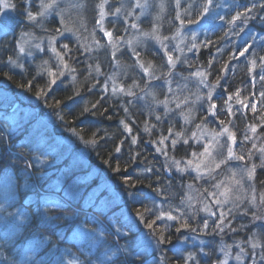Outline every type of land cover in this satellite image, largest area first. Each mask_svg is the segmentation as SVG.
Listing matches in <instances>:
<instances>
[{
  "label": "rangeland",
  "instance_id": "obj_1",
  "mask_svg": "<svg viewBox=\"0 0 264 264\" xmlns=\"http://www.w3.org/2000/svg\"><path fill=\"white\" fill-rule=\"evenodd\" d=\"M70 1L68 0V2ZM153 1L139 0V3L145 6L136 7L137 0H108L104 9L108 14L103 23L104 27L113 33L115 47L108 45L107 41L109 38L104 36L97 23L100 12L97 5L103 3L104 0H83L86 3V8L66 10L65 23L77 31V36L66 32L64 36L57 38L55 47L63 51L62 44L69 45L71 52L64 56V61L69 68L75 69V71L69 72L65 70L64 75L58 77L57 83L53 87L70 85V88L75 89L73 94L78 97L81 91L80 86L94 83L96 87L99 85L98 89L102 99L112 102L114 99L118 98L120 100L123 98L122 100L125 104L122 107V111L125 113V119L130 118V107L136 105L145 114V122L149 121L150 127L147 132L155 131L157 135H160L164 130H167L168 137L170 136L169 130H171V135L173 136L169 140L170 145L166 149L160 144L157 145L159 152L162 153L163 160L167 165L169 162L172 167L169 171L171 172L170 176L181 178L186 174L191 175L192 177L190 176V178H193L195 183L203 182V186L201 188H191L189 185H184L183 193H175L169 184L167 191L171 197L166 196L163 193V189L153 192L152 189L145 187L144 190L149 199L145 197L144 202H149L150 206L148 208L156 212H171L173 215L181 217V219L176 221L167 219L158 221L160 226L173 223H179L181 226L184 218L188 219L189 223L195 220L193 224H189L190 229L187 234H183L184 236L180 243L182 248L179 253L176 252L178 256L183 257V260H185L184 264H198L199 259H210L211 264H219V261L225 259L226 252L230 253L228 264H239L234 257L240 252V248L246 249L252 256L251 259L245 258L243 264H253L254 260L259 262V255L256 253L260 250L257 249L253 252L248 243L249 240L254 239L252 233L256 231L258 226L254 225L251 227L253 230L246 241L230 243L235 236L234 233L231 234V231H228L230 230L228 228L230 223H225L232 215L245 216L254 221L252 213L255 212L257 214L260 211L259 208L249 207V201L253 194L256 195L257 203H259V196L254 183L255 179L254 181H249L245 178L243 189L240 186L231 185L226 180V177L231 176L229 169L237 172V179L240 178V170L246 166L251 167V164L255 163L257 170L260 164L255 162L256 160L254 161V154L251 155L250 159L245 158L244 161H230L227 166L222 165L211 176L204 175L200 178H197L198 174L196 171H178L177 165L174 163L179 161L178 167L184 168L188 160H193V165H195L198 160L193 159L191 154L193 152H202L204 143L209 142L215 146L216 151H223L226 155V148L231 143L226 136L219 137L220 145L225 146L221 149L219 145L215 144V141L211 140L213 135L219 133L223 127L227 126L218 124L219 128H213L207 120H203L206 119L205 116L200 118V122L193 121L194 112L197 113V107H200L201 111L206 108L210 112L212 111L209 106L215 96V89H211L212 87L209 85L204 72H197L203 75H197V73L190 75L183 68L184 57L193 53L197 35L203 23L200 21L194 24H185V22L181 24V20L183 17L189 16L191 12H195L194 3H197L198 7L202 6V0H179V7H177V0H156L155 5ZM15 3L17 5L15 9L4 10L0 7V12L7 11L9 17L15 21L19 17V21H22L23 11H20L18 6L24 9L27 6V0H19V2L15 0ZM64 3L63 0H59L62 10L65 9V6L64 8L62 6ZM39 6L40 0H32L30 9L31 11L34 9L35 11L33 12L36 13L40 10ZM116 8L120 9L119 14H114ZM177 16H179V19H177ZM143 20H146L147 27L142 24ZM115 22L119 24L118 36L112 31L113 29L109 28V23ZM81 23H83V27H81ZM133 25L136 27H133ZM22 26L25 31L34 33L35 39H32L29 45L25 46L26 49L31 50L32 55H28L26 52L17 57V54L13 51L12 44L10 55L0 53L2 66L4 64L5 67L18 73L26 71L27 66L37 67L43 73L40 75L47 82L49 79L47 70H58L57 60L47 45L49 39L56 35L55 29L61 27L59 17L53 14L44 19V30L41 27L30 28ZM38 31L41 32L37 33ZM145 33H148V35H144ZM2 34L0 33V44L2 42ZM97 40L100 42L101 47H98L95 43ZM41 41H43L45 48L44 52H39L32 47ZM134 52L138 53V56L134 55ZM150 53L159 58L160 65L157 67L151 63L153 67L150 69V72H154L156 76L160 77L159 79H150L149 74L139 67L140 63H143L145 67L148 66L150 61L145 62V58ZM141 54L144 55V58H142ZM10 56L16 59L18 64L23 65V68L13 67L8 64L7 61ZM169 56L172 57V64L167 63ZM44 61H48V63L44 64ZM97 65L99 66V71L96 70ZM169 72L171 73L170 75ZM1 75L2 73H0ZM73 76H75V81L72 79ZM1 82L3 84L0 83V95L4 99L6 97L10 104L6 105V107L11 106L16 111L15 113H8L6 116L8 121H11L15 127H24L32 119H36L39 126L43 127V135L36 137L37 140L34 141L33 145L35 162L41 168L39 173L41 180L38 179V181L47 182V188L61 192L65 198H60L58 193L49 191L42 193L40 195L41 199H37L30 190L35 183L37 184V180L34 182L31 180L32 173L25 157L15 152L17 156L23 157L25 166H17L20 163L19 159L13 161L11 169H4L0 174V262L5 264H112L118 257V253L114 251L107 238L106 231L109 232L113 224L115 229H117L113 219L115 218L114 214L118 216V211L113 213L112 209L120 205V212L123 214L120 217L124 216V220L131 231L138 234L136 237L138 243L135 246L137 251L128 255L132 257L141 255L148 258L145 264H166L161 251H159L158 244L154 241L156 236L153 234L152 237L148 234L151 230L146 228L144 222L140 221L136 215L137 211H141L137 207L139 205H134L136 209L132 208V213L137 219L131 215L128 207L122 205L129 198L131 200L134 199L136 202L137 192L128 188L131 194H123V183L120 181L115 183L107 178L105 171L91 167L88 150L83 148V146H76L79 142L84 143L83 140L79 139L73 130L67 131L69 136L62 134L65 130L58 127V123L61 120L58 119L56 114L59 112L61 115V112L60 109L55 110L53 107H49V105H52L50 98L45 101L44 99H38L34 91L33 94H26L19 88L14 89L12 87L9 90L4 87L7 86L4 80ZM104 85H108L107 92L104 90ZM205 85L208 86L206 87ZM44 87L45 85L36 88ZM53 87L52 91L49 92V96L54 92L55 88ZM114 87L117 89L115 94L112 91ZM121 87L124 88V92L119 91ZM169 87L171 91H169ZM129 90L135 95H126ZM209 92H211L212 96L210 101L207 99ZM198 96L201 99L197 100ZM186 99L188 103L185 104L184 101ZM86 100H81L78 103L81 109L88 105V100ZM165 100L168 102L169 109L166 115L164 105L158 103ZM238 101L241 100L237 98L231 103V110L247 108L246 104ZM178 103L181 105L180 108L176 107ZM45 106L46 109H44ZM3 112L4 110L0 113L1 116L4 115ZM202 114H204V111ZM158 115L161 117L160 120L156 119ZM185 117L188 118V123L185 122ZM61 123H64V121ZM126 124L128 126V123L124 122L122 131H126L129 136V131L125 128ZM197 125H199V128ZM14 129L16 130V128ZM176 133L190 135L197 146V149L185 159L170 156L169 152L173 148L172 140L175 139L177 141L176 145L182 140V135L177 137ZM193 133H195V137H193ZM158 139L161 141L163 138L159 136ZM197 140L201 142L197 143ZM166 141L168 140L164 139V145H166ZM235 141L234 151L236 152L238 146L237 138H235ZM2 154L5 155L4 153ZM2 154H0V158ZM213 154L215 155V152ZM219 158L217 156V159ZM198 159L206 161L207 158L199 157ZM140 173L136 172L137 175ZM115 179L118 180V178ZM221 180H225V183L232 187V200L224 205V211L227 216L224 219V223L220 225L223 228L222 232L215 228V225L220 224L219 206L215 205L213 198L208 196V192L214 191L212 185ZM180 185L182 184H178V187ZM253 187L255 193H253ZM125 188H127L126 185ZM178 196L181 197V200L176 198ZM236 196L241 197L240 201H236L240 204L238 209L233 208L232 204ZM67 200L79 202L82 207L83 205L88 207L83 208L80 212H68L66 208ZM206 203L210 205L212 211L217 212L216 216H211L208 212L202 210ZM89 207H94L104 212L112 223L99 219L100 217L95 213H89ZM129 207L131 208V205ZM229 208H233L231 213H228ZM246 208L248 209L247 215L243 214V210ZM36 214L39 222L35 221L33 223ZM201 215L200 227L202 233L209 234L212 239H208L207 236L196 235L195 233L198 228L196 221ZM93 219L97 223L95 227L93 226L94 228L89 226L90 220ZM205 222L208 224L207 229L204 228ZM182 229L185 231L184 227ZM215 231H218L217 234H220V236L226 234L227 238L229 237L228 241H222L220 238L216 239L214 237ZM124 236L126 237V234ZM255 238H259L261 242H264L261 237L257 236ZM2 254H5V257H2ZM189 255L193 257L192 260L188 259Z\"/></svg>",
  "mask_w": 264,
  "mask_h": 264
},
{
  "label": "trees",
  "instance_id": "obj_2",
  "mask_svg": "<svg viewBox=\"0 0 264 264\" xmlns=\"http://www.w3.org/2000/svg\"><path fill=\"white\" fill-rule=\"evenodd\" d=\"M152 1V0H151ZM156 0L153 1L155 5ZM191 1V0H190ZM203 5L198 7L197 3H194L195 12L190 13L189 16L183 17L182 20L185 24H194L202 21L203 26L198 33V37L195 43V49L192 54L186 55L184 57V71L194 74L197 72H204L211 89H215V96L213 97L212 104L216 105L214 111L216 116H213L208 108L200 110V107L196 109L197 113L194 112L193 121H199L200 118L205 116L206 119L213 128H219L218 124L220 121H224L223 126H227L232 132L235 133V138H237L238 146L236 149L237 154L244 155L245 158H249V153L254 154V161L261 165L262 154L259 149L264 147V97L260 94L264 92V80L260 77L264 76V60L260 57H264V0H212L211 4H208V0H202ZM207 7L208 11L205 13L203 9ZM251 9V11H248ZM68 10V9H67ZM73 10V9H72ZM243 13L240 19L235 21V24L229 23L237 13ZM191 21V22H190ZM166 22V21H165ZM142 24L147 27L146 20L142 21ZM109 28L113 29L115 35H119V24L109 23ZM148 30V29H146ZM145 30V31H146ZM19 31H15L12 34H2V40L5 39L3 45L0 46L1 51L6 50V54L10 55V47L7 42H14L17 39ZM16 35V36H15ZM162 35V32H161ZM10 38V39H7ZM210 42V43H206ZM8 43V44H9ZM251 45L249 52L244 56L239 55L240 51L244 47ZM142 58L144 55L141 54ZM145 62L150 61V63L155 66H159V58L150 53L145 58ZM157 61V62H154ZM255 61V63H253ZM0 76L3 78L7 86L6 89L11 90L19 88L23 90L26 94H33V91H28L27 88H21L20 85L24 84L26 81L33 83L34 88L42 87L46 84V81L40 77V74H35L31 72L30 69L18 73L12 69L2 66L0 61ZM5 73L7 75H5ZM11 77V79H9ZM1 80V81H3ZM3 84V82H1ZM92 82V81H91ZM4 83V84H5ZM2 86V85H1ZM99 85L96 87L94 83H88L85 86H80L81 91L78 97L73 94V89L70 87L62 91H54L49 98L51 99V104L55 105L58 101L60 104L61 115L64 116L65 123H58L60 129L63 128L65 132L62 134L68 135L67 131L75 130L82 136L85 140H90L95 134L98 139L96 145L85 144L82 142L77 143L76 146H83L88 150V155L91 161V167L95 169H100L107 173V178L113 180L115 183L120 181L123 183L124 189L123 194H129L131 188L136 193V203L131 204V209L134 205L137 206L141 211L144 207H149V202H144V198H148L147 193H144L145 187L152 189L153 192L156 190L163 189V193L171 197L167 191V186L170 184L172 186V191L175 193H183L184 185H189L191 188H201L202 183H195L193 178L189 175L184 177H171L170 169L172 168L168 162L163 160L162 153L159 152L157 147L161 144L159 141V136L161 138L167 137V130H164L160 135L154 132H147L145 130V114L140 111L138 106L130 107V118L125 119V113L122 111L125 102L121 98L120 100L114 99L112 102L107 99H102L99 92ZM13 89V90H14ZM239 92V96L236 93ZM231 96L229 100L228 97ZM242 101V103L247 105V108L243 110H231V103L235 100ZM88 100L87 108H90V112H84L78 105L81 100ZM86 100V101H87ZM228 100V101H227ZM12 104V103H11ZM96 104L95 108L92 105ZM8 103L7 98L0 95V113L4 110V115H0V174L4 169H11L13 167V161L19 160L20 163L17 165L25 166L23 164V157L27 160L28 166L32 173L31 180L34 182L37 180L32 188H30L31 193L37 198L41 199V194L44 192H55L61 194L64 198L65 196L53 189L47 188V182L38 181L41 180L39 176L41 168L35 162L33 145L34 141L37 140L36 137H41L43 135V127L39 126L36 119H32L29 123H26L24 127H15L12 122L10 123L7 119L8 113H15L16 111L12 109ZM253 105L255 106V112L252 111ZM46 109V106L44 107ZM53 109H57L54 108ZM204 111V114L202 112ZM41 113V111H40ZM39 113V115H40ZM196 113V114H195ZM202 114V116H200ZM42 115V113H41ZM40 115V116H41ZM43 116V115H42ZM124 122L128 123V126L132 128V134L126 136L122 131L124 128ZM167 123V122H165ZM256 127V132L251 131V127ZM16 128V130L14 129ZM58 128V129H59ZM14 129V130H13ZM173 135L167 137L166 141L167 147L170 145L169 140ZM245 136L248 139H245ZM136 138V143H131V139ZM182 140L172 148L169 153L173 158L185 159L190 153L197 149L193 138L190 135L181 136ZM185 139L187 143H184ZM121 142H123L121 144ZM132 144V146H131ZM255 145V147L253 146ZM120 146L121 151L117 153L115 151L116 147ZM165 148V147H164ZM22 154V158L17 156L16 153ZM260 158V159H258ZM119 165L120 171H115L116 166ZM151 169V171H147ZM136 172H141L137 175ZM109 173V174H108ZM176 175L175 173H173ZM192 177V176H191ZM115 178H118L116 180ZM127 181V183L125 182ZM190 181V182H189ZM182 184L178 187V184ZM255 186L258 196L264 192V167L259 166L255 171ZM197 187H195L196 185ZM125 185L127 188H125ZM130 185H134L130 187ZM181 200V197H176ZM68 203L66 208L68 212L70 211H82L83 208L88 206L83 205L78 202H72L67 200ZM131 201V198H129ZM259 201V198H258ZM131 202H135L133 199ZM143 202V205L142 203ZM136 209V206L134 207ZM260 211L257 215L264 214V206L259 208ZM89 213H95L105 222L111 223L106 214L94 207H89ZM118 211V216L114 214L115 225L117 229L111 225L112 231L107 232L106 235L110 241L114 251L118 253V257L112 264H143L144 259L132 258L128 254H132L137 250L135 247L137 242L135 241V234L131 231L129 225L123 220V216L120 217L119 205L112 209L115 213ZM84 212V211H83ZM77 213V212H76ZM81 215V214H80ZM93 216V214H92ZM200 218L197 219V230L196 234L201 236H206L202 233L200 229ZM188 221V219L184 218ZM33 223L39 222L38 215L36 214ZM101 220V221H102ZM103 222V221H102ZM195 222L189 221L188 224H193ZM182 223V222H181ZM230 223V226L226 230L234 233V241H246L249 238V234L253 230L254 225L256 231L252 233L255 237H261L264 241V221L261 220H250L245 216H230L226 222ZM97 225L96 221L90 220L89 226L94 228ZM159 230L164 231L166 237L171 241V243H159L161 248L162 257L166 261V264H184L185 260L174 254V247L181 238V234L186 232L189 228H185L183 231L179 223L174 227L165 226L162 227L157 222ZM36 226V224H35ZM94 226V227H93ZM177 227H181V231H176ZM129 233L131 236L125 237V233ZM239 232V233H236ZM181 233V234H180ZM255 234V235H254ZM252 236V237H253ZM220 238V237H219ZM221 239V238H220ZM5 257V254H2ZM4 261L10 260L3 259ZM211 264L210 259H199L198 264ZM0 264H5L1 263Z\"/></svg>",
  "mask_w": 264,
  "mask_h": 264
},
{
  "label": "snow or ice",
  "instance_id": "obj_3",
  "mask_svg": "<svg viewBox=\"0 0 264 264\" xmlns=\"http://www.w3.org/2000/svg\"><path fill=\"white\" fill-rule=\"evenodd\" d=\"M108 0H104L103 3L97 5V7L100 9L99 12V20L97 21L100 30L104 33V36L108 37V45H111L112 47H115V42H114V38H113V33L111 31H108L105 27H104V19L106 17V15L108 14L104 9H105V5L107 4ZM212 2V0H208V4L210 5ZM32 3V0H27V6H25L24 10H23V20L22 21H15L14 19H12L11 17H9L7 15V11L5 12H0V33H4V34H12L16 31V28L19 27L20 25H24L26 27H30V28H35V27H41L42 30L43 29V20L47 19L49 16L56 14L59 17V23H60V28L55 29V33L56 35L51 37L49 39L48 42V49L54 54L56 60H57V71H52L51 69L47 70V75L49 77L48 81L46 82V86L44 88H35L34 89V85L32 82L30 81H26L24 84H21L20 87L23 88H27L28 91H34L35 96L38 99H44L45 101L49 98V92L52 91V87L54 85H56L57 83V79L58 77H62L64 75V71L67 70L69 72H74L75 69H71L69 68L68 64L64 61V56L68 55L71 52V49L69 48L68 44H62V49L58 50L55 47V42L57 40L58 37L64 36L65 33H71L73 36H77V31L74 30L72 27H69L66 23H65V11L62 10L60 8V4H59V0H40V10L36 13H34L33 11H31L30 9V5ZM145 5H142L139 3V0H137V4L136 7H144ZM0 7H2L4 10H8V9H15L17 7L15 0H0ZM73 7L77 8V9H83L86 8V3L83 2V0H75ZM177 7H179V0H177ZM261 7H264V5H261ZM203 11L206 13L208 11V8L205 7L203 9ZM248 11H251V9H248ZM120 9L116 8L114 10V14H119ZM244 15L243 13H237L235 17L232 18L231 21H229V23L235 24V21L240 19L241 16ZM177 19H179V16H177ZM191 22V21H190ZM184 21L181 20V24H183ZM83 23H81V27H83ZM133 27H136L135 25H133ZM144 35H148V33H145ZM32 39H35L34 33H31L29 31H25L23 29V27L20 28L19 34H18V38L14 40L13 42V51L17 54V57L20 54H25L27 52L28 55H32L31 50L26 49V45H29L30 41ZM77 39H79L77 37ZM95 43L97 44L98 47H101L100 42L97 40L95 41ZM131 43V42H129ZM206 43H210V42H206ZM195 46V45H194ZM32 47H34L37 51L39 52H44L45 48L43 46V41L36 43L35 45H33ZM251 47V45L244 47L242 51H240L239 55L244 56L246 53L249 52V48ZM86 50H90V49H86ZM134 55L138 56V53H133ZM261 60H264V57H260ZM8 64L12 65L13 67H17V68H23V65L18 64L16 59H13L11 56L8 57ZM48 61H44V64H47ZM167 63L172 64V57L169 56L168 57V61ZM253 63H255V61H253ZM139 67L145 72L148 73L150 76V79H159L160 77L156 76L154 72H150V69H152V65L151 63L148 64L147 67H145V65L143 63L139 64ZM96 70L99 71V66H96ZM171 73L169 72V75ZM5 75H7L5 73ZM197 75H203L202 73H197ZM9 79H11V77H9ZM72 79L75 81V76L72 77ZM261 80H264V76L260 77ZM203 82V81H202ZM138 86V85H137ZM206 87L208 85H205ZM104 90L105 92L108 91V85H104ZM113 94L116 93L117 89L114 87L112 89ZM120 92H124V88H120L119 89ZM169 91H171V88L169 87ZM78 94V93H77ZM126 95L129 96H133L135 95V93H133L132 91H128L126 93ZM262 97H264V92H262L260 94ZM236 96H239V92L236 93ZM201 99V97H197V100ZM207 99L210 101L212 99L211 96V92H209ZM228 99H231V96L228 97ZM240 103H242V101H238ZM158 103H161L164 105L165 107V115L167 114V112L169 111L168 109V102L165 101H159ZM184 103H188L187 99L184 101ZM49 107H54V108H59L60 104L57 101L55 103V105H49ZM96 104L92 105V108H95ZM177 108H180L181 105L178 103L176 105ZM210 109L211 114L213 116H216V112L214 111V109L216 108L215 104H210ZM255 106L253 105L252 111L255 112ZM91 109L85 107L84 108V112H90ZM229 112H231V109H229ZM58 119H60L61 121L64 120V116L60 115L59 112L56 113ZM183 115V113H181ZM157 120H160L161 117L158 115L156 116ZM185 122L188 123L189 120L187 117H185ZM225 122L224 121H220V124L223 125ZM262 127H264V125H261ZM197 127L199 128V125H197ZM125 128L127 131L131 132V128L127 126V124L125 125ZM146 131H149V129H145ZM256 127L252 126L251 127V131L253 133L256 132ZM74 134L78 136L79 139L83 140V142L85 144H91V145H96L98 143V139L96 138L95 134H93V138L90 140H85L82 136L79 135L78 132H76L75 130ZM169 134L171 135V130H169ZM177 137H180L182 135V133H176L175 134ZM227 137L228 141H230L231 143L228 144L227 148H226V155L224 154L223 151H216V148L214 145L211 144V142L209 143H204L203 145V151L200 153H196L193 152L191 155L193 157V159H197L198 162L193 165V160H188L185 164L184 168H179V161H175L174 163L177 165V170L178 171H188V170H192V171H196L197 172V178H200L204 175H209L211 176L214 172H216L217 169H220L221 166H227L229 164L230 161L233 160H238V161H244L245 157L244 155H240L237 154L234 151V145L236 143L235 141V133L231 132L230 129L228 127H223L221 129V131L219 133H216L215 135H213L211 137L212 141H215L216 145H219V147L221 149H223L225 146L224 145H220L219 142V137ZM193 137H195V133H193ZM164 139H167V137H165ZM164 139H162L160 141L161 144L164 143ZM245 139H248L247 136H245ZM137 140L136 138H133L131 143H136ZM187 139L184 140V143H187ZM197 143H200V140L196 141ZM123 142H121L122 144ZM177 141L174 139L172 140V147L175 148ZM255 147V145H253ZM165 149L167 148V145L164 146ZM115 151L117 153H119L121 151V147L117 146ZM259 151L264 154V147L260 148ZM215 152V155L213 154ZM217 156H219L220 158L217 159ZM199 157H206V161H200L198 158ZM251 158V154L249 153V159ZM31 165H29L30 167ZM261 167H264V155H262V161H261ZM257 165L255 163L251 164V167H245L243 169H241V175L240 178L237 179V172L233 171L232 169H229V171L231 172V176L230 177H226V180H228L230 182L231 185H237L240 186L241 189H243V181L245 178H247L249 181H254L255 179V170H256ZM115 171H120L119 165L116 166ZM147 171H151V169H147ZM127 183V181H125ZM134 185H130V187H133ZM214 191L208 192L207 189H205L206 192H208V196L212 197L214 200L215 205L219 206V219H220V224L215 225V228L218 229L219 231H223V228L220 227L221 224L224 223V219L227 216V213L224 211V205L228 204L230 202V200H232V187L229 186V184L225 183V180H221L218 183L212 185ZM253 193H255V189L253 187ZM131 194V193H129ZM189 199H191V197H189ZM241 197L236 196L235 200L232 201L233 204V208H240V204L237 203L236 201H240ZM143 205V202H141ZM264 206V192H262L260 194L259 197V203H257V197L255 194L252 195L250 201H249V207L250 208H260ZM59 207V205H58ZM233 208H229L228 209V213H231ZM203 211H206L209 213V215L211 216H216L217 212L212 211L211 207L209 204H205L204 208L202 209ZM177 211H179L177 209ZM147 213V215H146ZM243 214L247 215L248 214V209H244L243 210ZM136 215L139 217V220L144 222V226L146 228H148L149 230H151V232L156 236L157 238V243H171V241L166 237L164 231H160L158 230V225L157 222L161 221V220H171V221H176L178 219H181V217L175 216L173 215L171 212H156L151 208L148 207H144L143 211H137ZM253 215V219L254 220H261L264 221V214L261 215H257L255 212L252 213ZM181 227L184 228H189L190 225L187 223V221H182ZM181 227H177L176 231H181ZM204 228L207 229L208 228V224L207 222L204 223ZM117 231H119L117 229ZM194 231V229H193ZM249 246L250 248L253 250V252H255V250L259 249L260 251L258 253H256L257 255H259V262L257 261H253V264H264V242H261L259 238H254L252 240H249ZM230 257V253L226 252L225 253V259L223 261H219V264H228V259ZM245 258L251 259L252 256L251 254H249L247 252L246 249L244 248H240V252L236 254V256L234 257V259L239 262V264H243V261L245 260ZM189 260H192L193 257L191 255H189L188 257Z\"/></svg>",
  "mask_w": 264,
  "mask_h": 264
},
{
  "label": "flooded vegetation",
  "instance_id": "obj_4",
  "mask_svg": "<svg viewBox=\"0 0 264 264\" xmlns=\"http://www.w3.org/2000/svg\"><path fill=\"white\" fill-rule=\"evenodd\" d=\"M16 2H19V0H16ZM63 2H65L62 6H63V8H64V6H65V9H64V11H66L67 9H73V10H76V8L75 7H73V4H74V2H75V0H71L70 2H68V0H67V3H66V0L64 1L63 0ZM33 5V4H32ZM66 6H67V8H66ZM18 9L20 10V11H23L24 9L23 8H21L20 6H18ZM33 11H35L34 9H32ZM19 17L16 19L17 21H19ZM21 27H23L22 25H20L19 27H17L16 28V30L17 31H20V28ZM41 31H38L37 33H40ZM19 33V32H18ZM15 34V33H14ZM9 35V34H8ZM16 36V35H15ZM7 39H10V38H7ZM15 40V39H14ZM5 41V39H3L2 40V42H1V44H0V46L1 45H3V42ZM9 41L7 42V45H9V46H12V44H13V42H10L9 44ZM7 51V49L6 50H3V51H1V52H3V53H5ZM28 69H30L31 70V72H35V74H43L41 71H40V69L39 68H37V67H34V66H27V69L26 70H28ZM80 73V72H79ZM42 75H40V77H41ZM41 78H43V76L41 77ZM45 86H46V84H45ZM68 87H71L70 85H67V86H57V88H55V87H53V88H55L54 89V91H62V90H66V88H68ZM71 89H73V88H71ZM73 91L75 92V89H73ZM83 107V106H82ZM56 110H58V108L56 109ZM83 110V109H82Z\"/></svg>",
  "mask_w": 264,
  "mask_h": 264
}]
</instances>
